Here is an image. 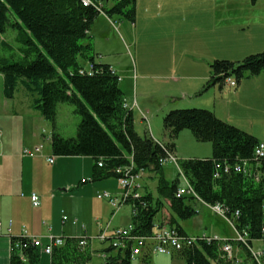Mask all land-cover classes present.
I'll return each instance as SVG.
<instances>
[{"label":"trees","instance_id":"obj_1","mask_svg":"<svg viewBox=\"0 0 264 264\" xmlns=\"http://www.w3.org/2000/svg\"><path fill=\"white\" fill-rule=\"evenodd\" d=\"M246 1L255 4L264 0ZM88 2L84 5L82 0H0V48H10L3 36L12 30L16 32L14 42L19 55L16 60L0 56L3 98L12 100L17 90L25 91L33 97L30 107L52 124L59 104L73 106L80 118L76 136L65 139L53 132L50 150L58 158H90L92 182L111 178L118 181L121 175L116 171L121 168H131L132 175H154L156 198L144 194L125 203L131 207L132 236L153 235L155 217L166 201L169 228L186 236L179 222L192 218L196 214L194 202L201 201L209 207L219 205L235 230L247 234L245 245L225 241L237 246L244 257L241 262L236 257L227 260L221 243L197 241L179 251L185 264H264V256L256 261L251 254L252 250L257 251L252 247L254 242L264 245V157L254 155L259 141L219 120L211 111L195 108L175 109L164 115L162 128L167 144L154 141L150 134H137L132 110L125 107L120 79L112 67L95 63L89 36L100 13L111 20L135 23L136 0ZM209 69L202 93L214 86L222 90L228 79L236 87L241 81L264 73V51L240 61L214 60ZM183 130L190 131L196 142L209 143L211 156L177 163L181 181L184 183L185 179L194 193L177 198L180 181H168L160 161L173 153ZM238 167L240 171H236ZM81 239L62 238V244L52 249L50 264H90V251L79 246ZM131 246V242L123 249L109 246L102 264H132ZM149 253V248L143 251L142 264H148ZM22 255L26 264L39 262V250L28 246L20 252H10V264H25Z\"/></svg>","mask_w":264,"mask_h":264},{"label":"crops","instance_id":"obj_2","mask_svg":"<svg viewBox=\"0 0 264 264\" xmlns=\"http://www.w3.org/2000/svg\"><path fill=\"white\" fill-rule=\"evenodd\" d=\"M230 2L224 3V1L216 0H136V19L133 24L120 19L111 20L102 13L95 18L89 31L93 52L96 57L95 63L113 68L120 79L119 85L124 94L125 103L132 110L133 117L134 107H138V105H142L144 109L148 110L143 113L138 108L142 117L143 114H145V118L148 115V119L150 116L148 131L154 141L160 144L168 143L162 128V117L166 113L175 109H183V107L186 109L196 107L208 109L219 120L254 136L259 143L264 144V73L258 77L243 80L236 87H225L221 90L214 86L202 93L209 77V65L214 60L221 58V52L230 56V58L226 59L240 61L246 56L264 51V15L254 14L258 6L262 7L264 5H259L260 2L249 3L251 7L248 10L245 7L238 8L237 5H240L239 3ZM241 4L244 6L243 4L245 3ZM193 5L194 7H190ZM190 8H193L195 14L200 10L199 14H204L205 20L204 24L199 27L204 35L199 34L198 52H192L193 54L189 52L186 44L179 46V42L175 41L186 38L185 36L188 35L189 31L184 25H177L178 31L171 30V33L164 35V37L157 36V31L164 29V21L173 20L175 15L176 18L186 20V15L189 13ZM243 11H246L245 15L239 17L235 15ZM247 11L251 12V14H248ZM223 17L224 21L228 19L227 21L232 23L229 27L223 26ZM233 18H238L244 23L234 24L233 20H231ZM151 21L156 23V27L151 26ZM186 25L188 28V24ZM223 28L224 36L222 34ZM194 30L197 33V29L195 28ZM150 34H153L155 39ZM205 36L209 39L208 42L204 38ZM160 40L170 41L164 48L153 46ZM150 48L152 51L149 50ZM178 85L183 86L184 89H178L174 94L168 89L169 87L174 89V86ZM138 88H140V94H138ZM159 88L167 91V94L163 97L166 98L168 106L161 113H158L161 108L145 106L140 104L138 99L141 95L147 96V90H151L152 94H156ZM177 93H180L181 97L176 96L179 95ZM34 119L38 120L37 117H34ZM135 131L138 134V130ZM182 132L179 133L177 142H180L182 138H187L186 135H182ZM33 137H36L34 133L31 135L32 140ZM1 138L0 221L2 223V234H0V264H10V238L7 235L17 237L20 235L22 228L26 229L29 235L40 238L42 243H46L48 236L61 239L83 238L87 241L84 248H88L90 251V264L104 263L108 256L104 251L111 246L114 230L131 225V209L128 219L124 218L118 225L112 224L120 208L115 210L106 201L101 200L109 207L110 218L105 224L96 222L97 230L93 236H89L84 228H77L76 221L72 222V226L75 228L71 229H68L63 221L60 227L53 225L50 217L44 213V205L47 200L43 195L38 196L34 191L35 189L39 191L34 184L37 178L40 177L35 161L31 160L33 158L21 155L23 160L18 164L14 157L9 158L8 154H6V151H9V145L1 144ZM29 144L31 148H34L40 143L30 142ZM172 155L175 158L183 157L184 160L197 159L196 156L179 155V146L174 148ZM80 160H82V173L89 175L90 182H92V160L87 157H80ZM45 162L47 163L46 159ZM16 170L20 171L19 180L12 179L9 176V171ZM54 172V169H52L51 176ZM53 180L49 184L43 185L44 189L51 187ZM82 180L85 179L82 178L77 183V187L88 184V180H85V183H81ZM138 182L141 195L150 194L153 198L158 196L156 190L157 179L153 174L142 173ZM92 183H98L95 188L101 190V192H107L114 197H119L120 195L121 191L118 181L103 180ZM24 186L27 187L26 193H19L18 190ZM68 186L70 187L67 184ZM184 186L182 182L179 189ZM84 190V188L78 190L77 196H84ZM31 193H35L39 197L38 207L32 206L30 201ZM164 204L165 207L155 217L153 235L160 228L169 227L167 224L170 217L169 203L166 201ZM201 208H205V211H202ZM194 209L196 214L192 218L179 222L183 231L182 234L193 238L201 235H215L222 241H228L225 240L226 236L223 234H217L213 225L203 219L200 220L202 212L204 214L207 212V214L217 215L209 206L201 201H195ZM192 220H197V222L192 225ZM8 223H11L9 234L7 233L9 229ZM207 228L210 229L209 232H205ZM100 234L106 237L104 241L97 238ZM93 241L96 242L95 246ZM255 244L256 249L254 248ZM252 247L257 251H264V245L261 242H254ZM232 250L233 256L241 262L244 257L243 252L235 245L232 246ZM149 254L148 264H185L179 252H172L169 256ZM42 256L47 255L40 254L38 264H50L49 256L46 263L42 260ZM133 262L142 264L141 256L137 257Z\"/></svg>","mask_w":264,"mask_h":264},{"label":"rangeland","instance_id":"obj_3","mask_svg":"<svg viewBox=\"0 0 264 264\" xmlns=\"http://www.w3.org/2000/svg\"><path fill=\"white\" fill-rule=\"evenodd\" d=\"M226 2L231 3L230 1H224V3ZM259 2V5H264V1ZM232 3H239L240 5H237L238 8L245 7L249 10L251 7L249 2L246 0H233ZM241 3H245L243 4L244 6H242ZM190 7H194V5ZM193 11V8H190L189 13L187 15L185 14L187 17L186 20L182 18H176L175 15V18L173 20L164 21V29L157 31V36L164 37V35L170 34L171 30L178 31L177 25L181 26L182 24L189 31L187 33L188 35L185 36L186 38L177 39L175 41L179 42V46H184L186 44L187 49L191 54H193L192 52H198L197 43H199V34L204 35L202 34L199 27L201 24H204L205 20L204 14H199L200 10H198L196 14ZM247 13L251 14V12L249 11H247ZM245 14L246 11H243L242 13H238L235 15L239 17ZM254 14L264 15V6H258ZM10 19L12 20L13 17L11 16ZM227 20L228 19H225L224 21L223 17V26L225 25L229 27L232 23ZM231 20H233L234 24L244 23V21H241L238 18H233ZM150 24L152 27H156V23L151 21ZM186 24H188V28ZM195 28L197 29V33L194 30ZM222 34L223 36L225 34L224 28ZM15 35L16 32L9 30L7 34L3 36L4 41H7L9 43L10 48H0V56H12L14 60L19 58L17 52L18 45L14 42ZM150 35L155 39V36L153 34ZM204 38L208 42L209 39L206 38V36ZM168 41L170 40H160L155 45L153 44V46H156L157 48H164L169 44ZM149 50L152 51L151 48ZM220 57L221 58L219 60L231 61L230 59H226L230 58V56H227L224 52L220 53ZM2 85L3 79L0 75V132L2 134L1 144L6 146L9 145V151H6V154H8L9 158L14 157L16 159V162L19 164V162L23 160L21 156L22 152L25 149H33L30 147L29 143L39 142V145L42 147V156L33 158L31 160L35 161L38 172L40 173V177L37 178V181L34 184V186L39 189V191L36 189L34 191L38 196L43 195L47 200L44 205L45 215L50 217L52 224L57 227H60L62 218H65L64 223L68 227V229L75 228L74 226H72V222L76 221L77 228H84L85 230H87V234L89 236H93L95 234V231L97 230L96 222L105 224V222L110 218L109 207L106 206L103 201L96 199V195L101 192V190L95 188V185H97L98 183L90 182V176L82 173V160H80V158H58L52 156L50 150V136L53 132L65 139L74 138L76 136L77 125L80 121V118L74 112V107L67 104H59L57 106L54 124H52L43 120L40 114L30 107L33 98L30 94L22 90H17L13 100L5 99L2 96ZM149 88L151 89L150 86ZM168 89H170L174 94L176 93L175 91H177L178 89H184V87L178 85L174 86V89L170 87ZM157 90L158 91L156 94H152L151 90H147V96L141 95V97H138V99L140 104H143L145 106H152V108H161L158 110V113H161L162 110L166 109V107L168 106L166 104V98L163 97L167 94V91L160 88ZM138 94H140V88H138ZM177 94L179 95L176 96L181 97L180 93ZM138 108L140 109V111L142 110L143 113H146V111L148 110L144 109L142 105L134 107V127L135 130H138V134L143 136L144 134H149L148 120H150V116L149 119L148 115L145 118V114H143L142 117L138 111ZM193 108L208 110L204 108ZM183 109L186 108L183 107ZM34 117H37L38 120H35ZM32 133H34V135L36 136L35 138L33 137V140L31 139ZM182 133V135H186L187 138H182L180 142H175V147L179 146V155L182 154L183 156H196L197 159L209 158L211 156V145L209 143L196 142L191 132L188 130H183ZM47 157L54 158V165H50L45 162V159ZM176 159L178 162L184 160L183 157H176ZM52 169H54L55 172L51 176ZM164 173L165 177L169 181L178 179L180 181L179 185H182L178 170L173 163L166 162V164L164 165ZM9 176L12 179L19 180L20 171H9ZM82 178L88 180V184L77 187V183ZM52 180V186L46 187V189H44L43 185L49 184ZM109 180L112 182H117V180L113 178L104 181ZM26 182L27 181L25 177V183ZM67 184L70 185V187H67ZM26 188L27 187L24 186L20 190H18V192L26 193ZM81 188L85 189L83 192L84 196L82 197L77 196V191ZM130 209L131 208L129 205H122L119 212L116 214V217L114 218L112 224L118 225L124 218L128 219ZM201 210L205 211V208H201ZM200 216V220L203 219L207 223L215 227L217 234H223L224 236H226L225 240L235 241L237 239L235 230L226 221V219L221 218L222 216L214 215L211 213L207 214V212L205 214L202 212ZM194 222H197V220H192L191 224L193 225ZM209 230L210 229L207 228L205 232H209ZM93 245L95 246L96 242L93 241ZM255 246L256 244L254 245V248L256 249ZM47 257L48 256H42V260L44 261V263H46L48 259ZM132 264L137 263L132 261Z\"/></svg>","mask_w":264,"mask_h":264},{"label":"built area","instance_id":"obj_4","mask_svg":"<svg viewBox=\"0 0 264 264\" xmlns=\"http://www.w3.org/2000/svg\"><path fill=\"white\" fill-rule=\"evenodd\" d=\"M84 5H87L89 2L88 0H82ZM91 72V71H90ZM90 72H87L86 74L90 75ZM80 74L83 75L84 73L80 71ZM227 87H234V81L228 79L226 81ZM125 107H128L125 105ZM1 138V133H0ZM22 155L24 157L29 158H36L42 156V147L37 146L33 149H25L22 152ZM255 157L262 158L264 157V144L259 143L257 148L254 151ZM47 163L50 165L54 164V158L53 157H47L46 158ZM166 162L173 163L176 167H178V161L177 159L172 155L168 154L166 160H161L160 164L164 165ZM98 166L100 167L101 164L99 163ZM236 171H240V168H236ZM117 174H120L121 177L118 179V185L120 187V195L119 197H114L111 194L107 192H100L97 194V199L106 201L112 208L115 210H118L122 207L128 200L131 199H138L140 194V185H139V178L142 175V172L136 173L135 175H132V169L131 168H121L116 171ZM184 181V187L177 190L175 196L177 198L183 196V195H194L191 187L188 185V183L183 179ZM84 183V181L82 180ZM30 201L33 207L39 206V197L35 193L30 194ZM211 210L216 213L219 216H222L224 219V212L222 208L219 205H215L213 207H210ZM227 220V219H226ZM62 221H65V218L62 219ZM228 221V220H227ZM229 224L232 226V228L235 230L234 225L231 221H228ZM75 223V222H74ZM10 227L11 223H8V230L7 233H10ZM133 230L132 225L127 226L126 228H121L114 230L112 240H111V246L114 248H126V243L131 242V261L135 260L137 257L141 256L144 250H147V248L150 249L152 254L155 255H167L169 256L172 252H179L184 248H187L197 241H203L206 244H211L212 242L221 243L223 252L226 254L227 260H232L234 258L233 256V250L232 246L225 241L220 240L215 235H201L199 237L193 238V237H187L182 236L177 232L174 228L169 227H163L160 228L159 231L152 235L149 238H143V237H134L131 235V232ZM236 240L237 242L245 245L247 240V234L245 232L238 233L236 230ZM0 234H2V223L0 221ZM7 237L10 238V252H20V250L27 248L28 246L34 247L39 250L40 254L50 256L53 247L59 246L62 244L61 238H54L52 236L47 237L46 243H42L41 239L32 235H29L26 231V229L22 228L21 233L17 237H11L10 235H7ZM12 238H15L12 240ZM99 240L104 241L106 237L103 234H100L97 237ZM87 244V241L85 239H81L79 241V246L84 248ZM252 257L259 261L264 256V251H251ZM22 263L27 262L26 258L22 255L21 256Z\"/></svg>","mask_w":264,"mask_h":264}]
</instances>
